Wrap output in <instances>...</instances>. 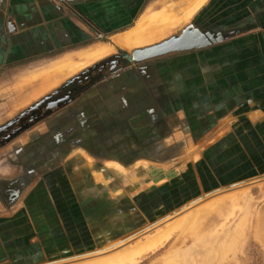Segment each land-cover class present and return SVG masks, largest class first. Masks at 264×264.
Listing matches in <instances>:
<instances>
[{"label":"rangeland","instance_id":"rangeland-1","mask_svg":"<svg viewBox=\"0 0 264 264\" xmlns=\"http://www.w3.org/2000/svg\"><path fill=\"white\" fill-rule=\"evenodd\" d=\"M186 1L176 6L155 4L145 12L176 10ZM192 16L153 45L179 35L193 24ZM97 41L111 43L110 38ZM240 45L234 44L233 54L219 49L212 54L187 53L137 63L131 56L136 49L115 46L106 57L41 92L36 76L57 57H38L18 67L0 68V137L23 124L22 131L0 143V208L16 206L18 199L8 205L1 195L19 176L22 186L24 181L39 183L43 177L60 175L59 166L63 168L72 160L79 164V170L74 169L76 166L72 169L84 171L83 184L75 190L78 203H70V198L67 203L68 211L74 210V216L66 223V232L68 237L76 238L83 230L85 240L41 241V259L33 264H96L106 257L112 259L117 252L195 209L202 210L206 217L211 215L212 223L196 229L197 237L188 241L187 238L185 244L170 250L172 258L179 260L175 254L188 252L197 256L211 249L208 253L214 264H264V174L207 193L194 185L193 163L203 141L221 135L227 117L242 103ZM112 61L117 62L115 67ZM211 62L216 74L210 77L216 79L217 86L209 90L195 77H201L202 83L209 79L204 75L210 74ZM100 66L103 71L97 72ZM105 77L110 78L109 87ZM77 78L82 79V84L74 82L70 86L76 89L69 102L57 110L40 107L63 93L62 87ZM227 78H232V83ZM113 92H120L118 97L121 94L119 98L128 101L119 103L109 100L112 96H104ZM87 94L94 95L93 102L87 100ZM125 111L127 118L121 116ZM31 116L36 118L32 122ZM211 128L215 133L206 134ZM106 160L117 161L119 168ZM86 161L90 165H85ZM23 192L22 188L21 196ZM42 200L49 202L47 197ZM77 207L83 212L81 218L76 215ZM237 226L240 234L235 235L234 248L230 249V241H225L226 233ZM177 235L178 232L170 234L135 264H160V256L169 252ZM41 236L58 240L66 234L64 230L50 233L43 229ZM7 251L0 242V264H17L1 260Z\"/></svg>","mask_w":264,"mask_h":264},{"label":"crops","instance_id":"crops-1","mask_svg":"<svg viewBox=\"0 0 264 264\" xmlns=\"http://www.w3.org/2000/svg\"><path fill=\"white\" fill-rule=\"evenodd\" d=\"M164 1L0 0V68L3 65L18 67L22 62L38 57L52 59L77 52L95 45L98 38L111 39L114 35L127 32L147 7L166 3L176 6L182 0ZM192 17L193 30L210 39V43L170 53L163 58L187 53L212 54L219 49L233 54L234 44L241 43L242 103L227 117L225 130L219 133L221 135L205 138L193 163L194 185L202 193H207L264 174V0H206ZM212 64L209 65L210 74L204 75V78H209L204 79V83L201 77H195L201 86L209 87V90L217 86L216 79L210 77L216 74ZM103 79L109 87L110 78ZM227 79L232 83V78ZM117 93L120 92L104 96H112L114 98L109 100L119 103L128 101L120 99L121 94L118 97ZM87 96V100L93 102L94 95ZM209 96L211 98L210 93ZM127 107L125 104L124 108ZM118 108L122 110L121 104ZM121 116L128 117L127 113ZM207 117L213 118L211 115ZM205 133H215V129ZM104 159L106 157L103 156ZM106 161L118 164L117 161ZM74 162L65 163L63 168L59 166L60 175L43 177L39 183L35 180V184L34 181L26 184L24 181L22 186L19 176L10 182L6 193L3 191L1 197L8 205L15 199L18 201L13 209L10 206L0 208V242L8 250L2 261L33 264L41 259V241L85 240L82 227L80 236L76 238L68 237L66 232V223L74 216V210L68 211L67 203L70 199V203L77 202L75 190L83 184L84 171H75L79 170V164ZM85 165L90 164L86 161ZM21 186L24 191L22 196ZM42 197H47L49 202L42 203ZM77 208L76 215L81 218L83 212ZM43 229L50 233L64 230L66 236L58 240L53 236L42 237Z\"/></svg>","mask_w":264,"mask_h":264},{"label":"bare ground","instance_id":"bare-ground-1","mask_svg":"<svg viewBox=\"0 0 264 264\" xmlns=\"http://www.w3.org/2000/svg\"><path fill=\"white\" fill-rule=\"evenodd\" d=\"M204 1L205 0H187L176 10L164 8L160 12H158L159 10L155 13L150 11L144 12L130 30H126L127 32L111 37V43H98L91 45L84 50H79L74 53L69 52L58 56L51 61L46 69L37 74L36 78L40 82L39 92L74 75L76 72L94 61L106 57L112 53L115 46L122 49H142L152 46L153 43L162 39L173 29L186 23L195 11L204 3ZM163 2L165 1L163 0ZM88 160H90V158H88ZM112 166L116 169L119 168L116 163ZM206 215L202 213V210L200 211L195 209L169 222L165 225L164 229L151 234L149 237L135 243L133 246L127 247L122 250L121 253L119 252L118 254L117 252L112 259L110 257L107 259L106 257L102 259V262L98 261L97 263H94L135 264L137 259L141 258L145 252L156 248L157 245H160L162 241H165L173 232H178L177 238L170 245L169 252L160 256V264H214V258L212 259L211 255L208 253L211 249L206 250V252L204 251L207 255L204 254V252H201V254L198 253L199 255L197 254V256L200 257H197L195 253L191 254L189 252L187 253L188 255L186 253H180L184 255V258H182L183 256L181 257L180 254H175V257H179V260L170 256V250L176 248L178 244H185L187 238H189L187 239L188 241L198 236L196 229L207 227L212 223V220H210L211 215H209V217H206ZM190 233L192 234L191 236ZM237 233L240 234L239 226L228 229L226 233L227 237L226 240H224L230 241V249L234 248L233 244L236 242L235 235ZM214 241L216 242L215 237ZM119 242L120 240L118 243ZM118 243L116 242V244Z\"/></svg>","mask_w":264,"mask_h":264},{"label":"water","instance_id":"water-1","mask_svg":"<svg viewBox=\"0 0 264 264\" xmlns=\"http://www.w3.org/2000/svg\"><path fill=\"white\" fill-rule=\"evenodd\" d=\"M203 38L201 33L194 31L191 25L184 28L179 35L173 36L159 44L134 50L131 53L132 60L137 63L170 53L187 51L210 43V39Z\"/></svg>","mask_w":264,"mask_h":264},{"label":"flooded vegetation","instance_id":"flooded-vegetation-1","mask_svg":"<svg viewBox=\"0 0 264 264\" xmlns=\"http://www.w3.org/2000/svg\"><path fill=\"white\" fill-rule=\"evenodd\" d=\"M126 58L125 56H122V58ZM112 63V66L115 67V65H117L116 61H112L110 62ZM104 66V65H103ZM103 66H100L98 67V70L97 72H101L103 71ZM87 80V78L85 79V81ZM78 83L79 85L82 84V79L80 78H77V79H72L71 81H69L66 85H64V87H62L63 89L60 91V92H63V93H59V94H56L55 96H53L51 99H48L46 100L43 105H41L40 107H46V109H52V110H57V108H60L61 106H63V104L65 102H69V100L72 99V95L71 93L76 89L74 88L73 86L70 87L73 83ZM69 87V88H68ZM66 90V91H65ZM65 92V93H64ZM40 107L39 109L37 110L38 113H40ZM37 115V114H36ZM38 116V115H37ZM34 119H36L35 117L31 116L29 118V121L32 122L34 121ZM22 127H23V124L19 125L18 127H15L12 129V131H5V132H8L6 133L4 136L2 135V137H0V143H2L4 140H7V139H10L12 136L16 135L17 133H19V131L21 130L22 131Z\"/></svg>","mask_w":264,"mask_h":264}]
</instances>
